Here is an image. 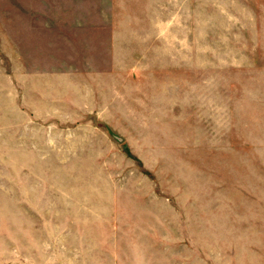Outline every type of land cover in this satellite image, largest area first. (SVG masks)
I'll return each instance as SVG.
<instances>
[{
	"label": "rangeland",
	"instance_id": "obj_1",
	"mask_svg": "<svg viewBox=\"0 0 264 264\" xmlns=\"http://www.w3.org/2000/svg\"><path fill=\"white\" fill-rule=\"evenodd\" d=\"M142 4L111 49L0 0V264H209L255 239L264 41L202 14L176 37L175 0Z\"/></svg>",
	"mask_w": 264,
	"mask_h": 264
},
{
	"label": "crops",
	"instance_id": "obj_2",
	"mask_svg": "<svg viewBox=\"0 0 264 264\" xmlns=\"http://www.w3.org/2000/svg\"><path fill=\"white\" fill-rule=\"evenodd\" d=\"M145 1L32 0V4L35 8L38 6L40 18L47 20L46 23H42L47 29L60 25L57 21H62L64 27L96 28L95 34L87 35L90 38L85 39L87 42H93L91 38L96 35L100 36L99 30L107 28L109 38L106 42L111 44V49H113V45L121 42L120 37L123 31L119 27L126 28L132 21L131 25L135 26L138 14L146 10L142 4ZM201 4H206V9L204 8L206 11L202 13ZM232 19L239 20L240 28H242L241 34H254L258 36L257 41H264V0H175L176 37L178 35L199 36L200 20L207 27V32H205L207 35L215 34L214 28L217 20H223L225 26H230ZM126 21L128 22L124 23L126 25L122 24ZM48 34L53 33L48 30ZM194 44L192 42L191 48L188 47V49H198ZM255 228V239L245 244L244 255L240 254L235 260L227 249L225 238L218 242V251L209 256V264H232V262L234 264H264V218L256 220ZM222 232L223 236L226 235L224 230Z\"/></svg>",
	"mask_w": 264,
	"mask_h": 264
}]
</instances>
